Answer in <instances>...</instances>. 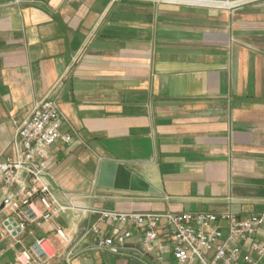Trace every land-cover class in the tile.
<instances>
[{
    "label": "crops",
    "instance_id": "crops-1",
    "mask_svg": "<svg viewBox=\"0 0 264 264\" xmlns=\"http://www.w3.org/2000/svg\"><path fill=\"white\" fill-rule=\"evenodd\" d=\"M212 1V0H205ZM0 0V159L16 154L12 117L59 96L76 132L57 142L45 182L68 208L51 222L5 233L14 217L0 190V264L32 248L37 264H175L173 237L144 251L93 247L86 231L123 232L101 211L264 208V0ZM103 160L122 162L158 192L101 187ZM46 238L47 254L35 249Z\"/></svg>",
    "mask_w": 264,
    "mask_h": 264
},
{
    "label": "built area",
    "instance_id": "built-area-1",
    "mask_svg": "<svg viewBox=\"0 0 264 264\" xmlns=\"http://www.w3.org/2000/svg\"><path fill=\"white\" fill-rule=\"evenodd\" d=\"M256 0H231L240 5ZM199 3L220 1L195 0ZM15 128L16 154L0 159V190L16 188V194H8L7 205L14 212V225L6 219L5 233L19 235L31 222L39 219L51 222V228L66 242L71 238L55 224L54 219L68 206L59 202L45 177L50 175L48 160L52 147L59 141L70 144L74 131L62 111L59 96L49 94L40 99L29 115L12 117ZM101 220L118 226L127 225L123 232L103 235L93 224L86 234H91L93 247L120 253L132 237V229L145 233L144 251L154 249L160 234L167 231L173 237L171 252L175 264H264V208L241 216L231 211H101ZM12 226V228H9ZM20 229V231H17ZM47 239H37V244L47 254ZM32 248L24 247L16 255L15 264H37Z\"/></svg>",
    "mask_w": 264,
    "mask_h": 264
},
{
    "label": "water",
    "instance_id": "water-1",
    "mask_svg": "<svg viewBox=\"0 0 264 264\" xmlns=\"http://www.w3.org/2000/svg\"><path fill=\"white\" fill-rule=\"evenodd\" d=\"M97 184L101 187H111L123 190L141 191V192H152L156 193L158 190L151 185L145 178L135 173L128 165L122 162L103 160L100 164V170L98 174ZM101 213H96L95 218H99ZM10 222H14V218L9 219ZM5 224H8L6 222ZM9 228H12L10 226ZM20 231V229H17ZM15 234V233H14ZM35 249L40 255H44L41 248L35 243ZM132 253L140 257L143 261L148 264H152L150 256L142 255L139 252Z\"/></svg>",
    "mask_w": 264,
    "mask_h": 264
}]
</instances>
